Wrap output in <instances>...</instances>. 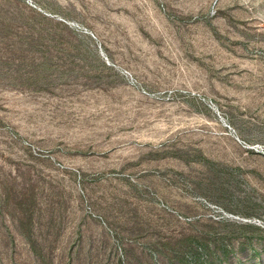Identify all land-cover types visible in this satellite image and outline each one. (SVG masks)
Segmentation results:
<instances>
[{
  "label": "rangeland",
  "instance_id": "374dc122",
  "mask_svg": "<svg viewBox=\"0 0 264 264\" xmlns=\"http://www.w3.org/2000/svg\"><path fill=\"white\" fill-rule=\"evenodd\" d=\"M0 264H264V0H0Z\"/></svg>",
  "mask_w": 264,
  "mask_h": 264
}]
</instances>
